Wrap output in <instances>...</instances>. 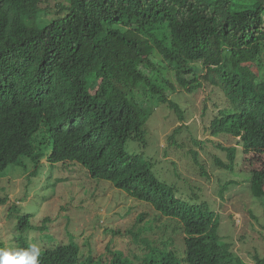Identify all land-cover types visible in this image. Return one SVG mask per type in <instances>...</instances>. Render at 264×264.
Instances as JSON below:
<instances>
[{
	"label": "trees",
	"instance_id": "trees-1",
	"mask_svg": "<svg viewBox=\"0 0 264 264\" xmlns=\"http://www.w3.org/2000/svg\"><path fill=\"white\" fill-rule=\"evenodd\" d=\"M42 3L0 0V172L10 166L25 168L26 161L33 167L40 163L42 145L33 146L31 138L45 120L51 125L42 133L53 158L62 153L63 159L91 175L105 177L117 187L134 188L136 196L159 194L162 198L155 203H172L173 191L155 186L165 182L157 168L162 161L144 150L149 140L142 126L149 109L130 96L141 81L151 97L169 108L176 106L171 95L179 84L188 92L208 91L202 107L210 132L237 138L242 155L264 154V74L258 76L244 65L246 61L264 65V0H58L54 18L46 23L43 16L50 6L48 0ZM171 71L174 74L168 77ZM96 82L100 92L94 101L88 89ZM217 88L225 105L214 102L220 100L215 96L208 107L209 94ZM175 113L184 117L181 109ZM129 141L142 151H129ZM205 141L213 142L206 139L200 144ZM235 151V146L227 150L230 159ZM190 153L196 163L197 153L194 158ZM175 164L166 182L191 181L194 169L183 164L189 170L184 166L182 173ZM261 189L254 197L264 200ZM7 196L0 194V205ZM237 197L247 199L244 193ZM186 208L175 210L188 234L182 238L183 259L168 250L173 228L154 218L137 217L141 227L134 223L127 233L148 251L140 255L133 249L130 258L106 247L107 253L95 261H109L95 264H248L219 239L214 214L187 215ZM7 215L16 219V229L8 243L0 238V247L35 243L41 248L40 264L94 262L81 259L76 247L59 243L48 232L50 216L37 223L31 214H19L16 203ZM260 215L264 217L262 207ZM208 217L209 227L197 223ZM155 228L159 235L154 245L147 236ZM66 234L72 235L67 229ZM254 264H264V259L257 258Z\"/></svg>",
	"mask_w": 264,
	"mask_h": 264
},
{
	"label": "rangeland",
	"instance_id": "rangeland-1",
	"mask_svg": "<svg viewBox=\"0 0 264 264\" xmlns=\"http://www.w3.org/2000/svg\"><path fill=\"white\" fill-rule=\"evenodd\" d=\"M57 1L58 0H48L50 11L43 16L45 23L54 18V11L56 9L53 7V5ZM45 3L46 0H44V3H42V6H44ZM253 67V69L257 70L261 75L264 74V68L262 66L255 64ZM207 92L206 90L201 89L197 92L180 91L178 94L174 93L177 94L176 97L173 96L174 94L172 95V99L176 101L185 112L184 119L186 127H183L180 130L178 137H186L188 131L193 132V125L197 132L196 136L198 138L219 141L225 146L236 145L235 139L231 137H224L223 135L213 137L211 136L209 129L206 128V126H208V118L205 117L202 103L208 94ZM209 95L210 100L208 99L207 101V104L209 105H212L214 102L222 101L220 99L221 95L216 92H212ZM215 96L220 100H216L212 103L211 97L214 100ZM143 101L147 106H149V109L152 110V115L149 118L151 119V117H154L151 120L149 119L150 121L148 120L146 125L150 127L155 123H159L160 128L163 125L161 131L160 129L157 130L159 131L157 132L159 134L157 138H154L156 134H154L153 130H151L150 134L148 135L149 141L146 144L147 146H145L144 150L149 155L153 156L154 159L161 161L173 158V156H175L173 152L176 150L177 146L174 144V146L169 148L162 149V147L164 144H167L166 136H168L173 131V128L178 123L177 116L166 104L163 106L162 103H158L149 95H145ZM164 119L167 121H163ZM39 135L41 136L42 132H40ZM127 144H130V148L128 149L129 151H142V149L136 143L131 144L129 141L126 143V145ZM189 146L196 150L206 172L211 177H214L213 172L217 169V166L214 164L215 158L213 154L225 159V152L216 147L215 144L210 141H206L204 145H194L191 142ZM238 147L241 148L240 146ZM235 161L236 166L233 170L240 171L242 174L246 175L252 173V180L254 183L249 193V196L252 197V194H256V191L259 189V187H264V154L248 153L243 156L237 149ZM177 162H179L178 170L182 173V167L185 166L183 164H187L190 169L196 166L192 157H183L182 159L177 160ZM59 164L62 163L50 164L45 162L43 166H40L37 174L31 179V187L28 191L26 188L22 194H20L21 184L19 180L23 175H25L23 169H21L19 166H10L5 169V174L3 173L4 175H1L2 177H0V187H7L3 194L7 192L8 199L5 204L0 205V238L4 240V242L8 243L12 238V230L16 229V219L13 221V219L7 218V212L12 203H16L18 205L19 214H31V218L35 221H37L42 215L53 214L58 208H61L64 210L63 213L56 221H53L50 224V229L48 230V232L54 237L66 240V230L65 227L62 228V226L63 224L68 223L69 225L66 229H69L70 232L73 231L75 226L84 227L86 233H90V238L91 235L96 232V234L93 236L96 238V241L91 244L89 240V244L93 246V253L95 255L103 252L106 246H109L112 249L123 251L129 256H132L129 249L132 248L137 251L138 254L142 255L147 249L143 244L131 241L127 230L132 227L131 225L134 223V216L138 212L143 210L146 212V214H148L152 207L150 205H145L141 202H138L130 197L123 198L119 195L120 191L119 193H116V191L105 193V190L102 189V187L104 186V182H109L99 179H92V183L90 184L92 188H86V190L82 192V198L85 205L95 207L93 212L89 214H83V212L77 207L69 209L68 205L72 203L71 194L69 193L64 195L56 191L62 186V181L60 179L65 177L64 172H60L57 168ZM189 176L193 179V181L191 180L185 183L181 180L185 185V188L179 190L178 194L183 196L189 195V197L186 198L188 203L194 204L199 201H204L208 205L213 206L214 203L210 199L207 189V187H210V182L208 179L200 173V170L197 167H195L194 173ZM239 176L240 175L237 173L229 172L227 177ZM217 177H220V174ZM71 182L73 181L68 179L64 182V185L67 186L71 184ZM214 183L217 185L219 180H215ZM96 184H99L100 186L98 191L95 190ZM177 187H180L179 183H177ZM217 188L219 187L217 186L211 191L213 197H215ZM246 188L247 190L249 189L248 186H246ZM26 191V198L19 201L18 199L22 198ZM63 192L67 193L68 190L64 189ZM195 194L197 197L191 196ZM230 194H232V192ZM94 196H97V201L95 199H90ZM239 202L240 200H238L237 197H232V199L223 201L222 205L217 204L216 209L221 212L223 218H229V214L231 212L237 211ZM128 208L131 209L130 213L132 215H123V213ZM253 208L256 214L260 212V205L258 203L253 204ZM97 216L100 218L99 221L97 220ZM153 216L155 217V213ZM103 225L107 227L108 233L103 231ZM260 230V224L248 217V219L239 225H236L233 229H230L227 232L223 231V233H230L228 240L232 242V248L238 254H240L248 264H254V260L251 258L253 249H257L260 255H264V234L262 235ZM113 232L116 233L113 234ZM28 233L29 230L27 229L23 231L24 236H27ZM48 239L50 240L51 238ZM109 239H111V241H109ZM81 240H83V238H81ZM43 242H45V240H43ZM181 248V235L176 234L174 236V246L172 249L177 252L180 251Z\"/></svg>",
	"mask_w": 264,
	"mask_h": 264
},
{
	"label": "clouds",
	"instance_id": "clouds-1",
	"mask_svg": "<svg viewBox=\"0 0 264 264\" xmlns=\"http://www.w3.org/2000/svg\"><path fill=\"white\" fill-rule=\"evenodd\" d=\"M255 64H258L264 68L262 61H257V62L246 61L244 65H249L251 70L253 72H255L258 76H263L257 70L253 69L254 68L253 66H255ZM197 66L201 67L202 64H198ZM172 74H174L173 71L169 72L168 77L171 76ZM98 83L99 82L92 84L91 87L88 89V94L93 98L94 101H95L96 95L100 92ZM178 87H179V89L174 93L178 94V92H180V91H187L186 89L182 88L180 86V84L178 85ZM132 88L134 90L130 96L133 95L135 100L139 102V105L141 107L149 109V106H147L143 101L145 95H149L151 97L150 91L148 90L146 83L144 81L138 82ZM214 92L222 95V93L218 90V88L215 89ZM140 94H141V98H140ZM177 94H174L173 96L176 97ZM172 95H171V98H172ZM152 98H154V97H152ZM154 99L159 103L158 99H156V98H154ZM160 103H162V102H160ZM221 104L224 107L225 102L221 101ZM162 105L165 106V103H162ZM207 106L210 107L211 105H207ZM176 108L183 110L177 102H176V106L173 108H170V109L173 110V112L175 113ZM151 115H152V110L149 109V116L146 119L144 125L142 126V128L144 127L146 130L145 138H147V139H148V135L150 134L151 130H153V133L156 134V136L154 138H157V136L159 135L157 133L159 131H157V130L160 129V131H161L163 128V125L161 126V128L159 127V123H155L150 127L146 125V123L150 119L149 117ZM175 115L177 116L176 113H175ZM183 115H184L183 118H179L177 116V118H178L177 122L178 123L173 128V131L168 136H166L167 144H164L162 147V149H165V148L172 147L175 144L177 146L176 150L173 152L175 154V156H173V158H171V159L162 160L163 164L160 166H157L158 170L161 171L159 179L161 181H165V182L164 183L157 182V184L155 186L171 189L173 191V195H172L173 197L171 198L172 203H167V204L155 203L153 201L154 199L162 198V196L159 194L147 195V196L142 195L140 197L136 196L133 193L134 188L128 187L126 189V188L117 187L110 180L106 179L105 177L103 178V177L98 176V175H91L83 166L77 165L75 163H72L70 161L63 159L64 157L62 156V153L58 158H53L52 149H51V147H49L47 137L43 133L41 136L39 135L40 132H43L48 126L51 125L50 121H45V120H42L41 122H39V125L37 127V131L33 134L32 138H31V143L33 146L38 147L39 145H42V151L43 152L40 155L41 161L36 167L32 166L31 161H26L25 168H21V169H23L25 175H23L21 177V179L19 180V182L21 184V186H20V192L21 193L20 194H22V192L25 191L26 188H27V191L29 190V188L31 187L30 184H31L32 177H34L37 174L39 167L43 166L45 162H48L50 164L62 163V164H59L57 168L60 172H64L65 177L60 179L62 181V186L60 189H57L56 191L58 193H61L64 195H67L69 193L71 194L72 203L68 205L69 209L77 207V208H79V210H81L83 212V214H89V213L93 212V209L95 208L94 206L85 205L83 203L82 192H84L86 190V188L87 189L92 188L90 186V184L92 183V179H99V180H103V181H108L109 183L104 182V186L102 187V189L105 190V193H110L111 191H116V193H119V191H120L119 195L122 196L123 198L124 197H130V198H132L138 202H141L145 205H150L152 207L149 210L148 214H146V212L142 210L134 216V223H136L139 227H141V224L136 222L137 217H142V219L144 221L154 218V220L157 223L165 225L168 228H173L171 231V233H172V244L169 245L168 250H172L174 252V254L177 257H179L180 259L182 258V256H183V258L185 256L186 246H184V244L182 243L181 250L177 251V252L174 251V249H172V247L174 246V236L176 234L181 235V242H182V238L185 236V234H187V232L184 229L185 225H184L183 220L175 212V210L181 206L188 207V208H186V214L187 215L192 214V212H194L195 214H198L201 212L200 214H205V215H209V216L211 214H214V217L217 218L218 223H219V227H218V230H219L218 235H220L219 239H222V241L224 243H226V245H227L228 249L231 251V253L235 254V256L238 255L241 257V255L238 254L232 248V242L230 240H228L230 237V233L224 234L223 231L227 232L230 229H233L236 225H239L240 223H242L243 221L248 219V217H250L254 221H256L260 224V227H261L260 233L263 235L264 234V217H263V215H260L257 217V214L254 212L253 204L258 203L260 205V207L264 208V200L258 199L257 197H254V196H256V194H253L252 197L249 196V193H250L251 187H252V173L249 175H246V174H242L240 171L233 170L234 167L236 166L235 156H236L237 149L239 150L240 154L242 155L241 148L238 147V146L241 147V145L239 144L237 138H234V137L230 136L229 134L222 133V132H218L216 135H213L214 134V131H213V132H210V134L213 137L223 135L224 137H231V138L235 139L236 145H233V146H235L236 151L234 153L233 159H230L229 153H227V150L232 149V146H225V145L221 144L219 141L212 140L213 141L212 143L215 144V146L218 147L219 149H220V147H225V150H223L225 152V159H222L220 156L213 154L214 158H215L214 164L217 166V169L213 172L214 177H211L206 172L202 161H200V159L198 157V154H197V159L195 160L196 161L195 167H197L200 170V173L202 175H204L208 179V181L210 182L209 183L210 187H207V189L209 192V197L214 203L213 206L208 205L204 201H199V202L194 203V204L188 203L186 201V198L189 197V195L183 196V195L178 194L179 190L185 188V185L182 183L181 180L176 182L175 185H173L172 182H166L168 176L171 174V170H172L171 165L172 164L176 163L175 165H178L179 162H177V160L182 159L183 157H192L190 150L193 152V158H194V152L195 153H197V152L195 149L190 147L189 144L192 142V144H194V145H200L201 140H206V139L198 138L196 136L197 132H196L195 127L193 125H192L193 132L188 131L186 137H178L180 130L183 127H186V123H185V119H184L185 118L184 110H183ZM152 118H154V117H151V119ZM163 121H167V120L164 119ZM206 128L209 129V120H208V126H206ZM209 131H210V129H209ZM194 139H195V141H198V143H195ZM62 148L63 149L61 152H63V150L65 149L64 144H63ZM249 153H252V152H249ZM179 154H180V157H179ZM176 158H179V159H176ZM175 165H174V170H175ZM195 167L193 169H195ZM229 172L237 173L240 176L239 177H227ZM3 173L4 172H2V171L0 172V177H2L1 175H4ZM219 174H220V177H217ZM68 179H71L73 182H71V184L65 186L64 182ZM191 180L193 181V179H191ZM215 180H219V183L217 185L214 183ZM177 183H179L180 187H177ZM170 185H172L174 187L171 188ZM217 186L219 188H217L215 197H213V195L211 194V191L214 190L215 187H217ZM246 186H248V188H249L248 190H247ZM1 187H3L4 189L3 190L0 189V194H3V192H5L7 187H5V186H1ZM222 187H225V188H222ZM64 189H67L68 192L64 193L63 192ZM99 189H100L99 184H96L95 190L98 191ZM261 190H264V187H262ZM27 191L25 192V194L22 198L18 199L19 201L24 200L26 198ZM229 192L230 193L232 192V194H230ZM259 192H260V190H259ZM259 192H258V194H259ZM240 193L246 194V197H247L246 201L242 202V200H241L238 203L237 211L231 212L229 214V218H223L221 212L218 209H216V205L217 204L222 205L223 201H226L228 199H232V197H237V195ZM191 196L197 197L196 194L191 195ZM96 198H97V196H94L93 198H90V199H95L97 201ZM237 198H238V200H240L239 197H237ZM177 201H183V202L180 204H175ZM166 206L169 207L168 213H164ZM130 210L131 209L128 208L123 213V215L124 214H126V215L131 214ZM63 211H64L63 209L58 208L53 214H44L42 216H45V215L50 216L52 218V221H51V223H52L53 221H56L59 218V216L63 213ZM251 212H253L256 215V217H253L251 215ZM154 213H155V217L153 216ZM39 219L36 221L37 223H39ZM99 219L100 218L97 216L98 221H99ZM209 219L210 218L208 217L207 221H198L197 223L202 225L203 227H209V225H210L208 223ZM133 224L131 225L132 226L131 228H133ZM49 228H50V226H49ZM68 231H69V229H68ZM103 231L105 233H108L107 227L105 225H103ZM70 233H72L71 236H68L66 234L67 235L66 240L58 239L56 237L58 239V242L61 244L71 243L72 246L76 247L77 251H79L78 254H79V257L81 259L89 258V260L90 259L94 260V262H92L91 264H95L96 262L103 263V262L109 261V260L95 261L98 258V255L100 253H104V252L107 253L106 249L103 252H100L96 255L93 253V246H91L89 244V240H90L91 244H93L96 241V238L93 237L94 234H96V232L93 233L91 235V238H90V233L89 232L86 233V230L84 229V227L75 226L73 231ZM115 233L116 232H113V234H115ZM30 234L35 235L37 233L31 231ZM158 235H159L158 231L155 228L153 230V232L151 233V236H147L150 239V244L156 243V237H158ZM81 238H83V240H81ZM109 241H111V239H109ZM141 244H143V243L141 242ZM106 247L111 249V250L120 251L118 249H112L109 246H106ZM144 247H145V245H144ZM145 248L147 249L145 252H147L148 248L147 247H145ZM129 249H130L131 254H132L133 249L132 248H129ZM183 250H184V255H182ZM121 252L124 255L129 256V255L125 254L123 251H121ZM40 255H41V248L35 243L29 244L27 247H0V264H40V262H39ZM129 257L131 258L132 256H129ZM251 258H253L254 263H255L257 258H263L264 259V255H260L258 253L257 249H253V254H252ZM142 263H143V261L142 262L138 261V263H136V264H142ZM181 264H183V263H181Z\"/></svg>",
	"mask_w": 264,
	"mask_h": 264
}]
</instances>
